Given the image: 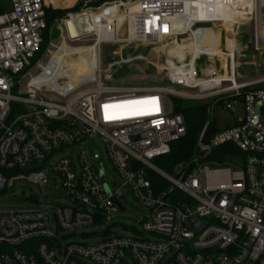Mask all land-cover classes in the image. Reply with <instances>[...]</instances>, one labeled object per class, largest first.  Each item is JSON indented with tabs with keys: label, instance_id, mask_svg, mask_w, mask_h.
Returning <instances> with one entry per match:
<instances>
[{
	"label": "built area",
	"instance_id": "obj_1",
	"mask_svg": "<svg viewBox=\"0 0 264 264\" xmlns=\"http://www.w3.org/2000/svg\"><path fill=\"white\" fill-rule=\"evenodd\" d=\"M93 1L81 0L79 12L55 22L68 31L70 21L89 17L94 27L89 36L98 57L94 78L60 92L33 83L48 72L54 58L44 54L37 59L47 30L46 0H9V9L0 14V195L18 181L41 189L51 186L44 172L46 162L66 148L88 149L78 155L79 175L69 158L54 168L68 205H50L49 194L43 192L35 210L0 212V264H129L127 258L133 264H264V81L237 80L236 52L227 56L225 71L213 62L219 56L200 52L192 64L190 55L181 62L162 52L169 86L157 88L109 86L102 68L105 45L150 48L199 43L202 26L228 23L226 10L201 21L195 0H114L92 8ZM250 1L259 22L255 50L264 53V0ZM207 6L213 9L215 0ZM90 12L101 17L93 19ZM180 16L188 23L179 22ZM239 26L233 27L234 41ZM43 58H48L45 68L26 82L34 67H42ZM202 58L211 63L198 67ZM83 87L87 89L81 91ZM44 93L56 97L47 99ZM170 98L205 103L212 117L217 107L231 113L240 104L244 109L243 119L219 130L208 144L203 140L211 125H206L200 153L179 171V179L152 164L170 155L171 145L187 135L186 121L175 114ZM97 142L120 180L114 189L106 183ZM225 146L238 153L223 165L211 164L217 162L208 158ZM40 163L43 168L26 171ZM150 173H158L168 188L157 193ZM124 189L148 210L142 232L131 238L107 236L93 247L67 237L124 212L119 203ZM23 193L21 203L23 199L26 203Z\"/></svg>",
	"mask_w": 264,
	"mask_h": 264
},
{
	"label": "rangeland",
	"instance_id": "obj_2",
	"mask_svg": "<svg viewBox=\"0 0 264 264\" xmlns=\"http://www.w3.org/2000/svg\"><path fill=\"white\" fill-rule=\"evenodd\" d=\"M64 8H56L52 3L48 4L47 9L66 11L71 10L77 6L81 0H64ZM96 1V0H94ZM128 1V0H123ZM139 1V0H131ZM214 2V0H210ZM200 2V7L202 10V15L209 11L207 3L209 0H195V4ZM216 7H219L221 0H217ZM230 12L228 17V24L226 25L231 42L232 52H236L235 65H236V76L237 80L240 82H262L264 81V53H259L255 50V41L257 37V15L256 10L254 11L253 4L245 2H235L234 0L229 1ZM9 0H0V12L3 9H9ZM228 7V8H229ZM199 13V14H200ZM231 19V20H230ZM60 20V19H57ZM242 21V22H241ZM56 22V21H55ZM239 23V24H237ZM239 26V35L237 41H234L233 37V27L235 25ZM263 33H264V21L262 22ZM210 29V28H208ZM212 29L217 33H223L218 27H212ZM49 45L45 51L48 58L55 57L58 49L66 42L71 48H84L86 52H92V61L90 63L98 65L97 54L95 48H90L94 45L93 37H85L80 40H74L68 34L65 27L58 28L55 24L50 30ZM189 41V40H188ZM223 43V38L220 36L218 47ZM55 46L56 48L52 47ZM161 45L155 47L145 48L143 46H131L122 47L105 45L102 47V68L106 70L104 74V80L109 86L125 87V88H157L162 86H169L165 80V56L160 54L157 49ZM237 46V47H236ZM182 49V48H180ZM195 46L191 47V50L186 53H192L193 58H195ZM172 51V50H171ZM181 51V50H180ZM170 53V52H169ZM178 50L172 51V55H177ZM76 57V56H75ZM138 57H142L144 60L136 61L128 64H121L119 66L112 67L115 63H121L123 61L132 60ZM48 58L42 59V67H34L27 75L26 82L32 78L38 76L43 68H45ZM181 54V59H182ZM220 61V62H219ZM217 66L225 65V59H214ZM211 63L207 58H202L197 64L198 67H206L207 64ZM89 63H85L83 69L87 70V74H91L92 71L88 69ZM228 61L226 62L227 67ZM82 66V65H81ZM112 67V68H111ZM227 70V69H226ZM224 71V69H223ZM51 73V72H47ZM37 83L38 79H36ZM45 84H49L50 81L46 80ZM62 84H66V80L61 81ZM70 85H73L69 82ZM264 85V84H262ZM87 87V86H86ZM83 87L80 90H85ZM48 88V87H47ZM89 88V87H87ZM86 88V89H87ZM45 92V91H44ZM47 99L55 98L53 94L44 93ZM173 107L179 106L181 110H187L190 108L197 107L200 105L196 101L178 100L175 98H170ZM202 105H206L202 103ZM16 117H19L17 114ZM244 109L243 105L240 104L236 107L235 113L227 112L222 107H217L215 113L209 116L208 123L217 130H225L228 127L235 125L236 121L243 119ZM97 149L100 150L102 156V165L106 172V183L114 189V185L120 183L117 174L105 152L104 147L100 143H95ZM201 145H199L200 148ZM88 149L84 147H74L66 148L58 151L54 154L47 162L44 168V172L50 182L49 187H44L41 189L38 185L30 184L26 181H18L15 187L8 189L3 194L0 195V212H5L9 210H35L38 204L43 201V192L49 194V204L57 207L66 206L68 202L64 199L67 193L62 188V180L60 176L54 172V168L59 164L62 159H71L73 164L77 168V174L79 175L80 169L78 166V155L80 152H84ZM153 166L158 170L156 166V160L153 161ZM161 171V170H160ZM162 172V171H161ZM157 178L163 180L158 173H154ZM174 179H179L176 174L170 175ZM26 193V203H21L22 193ZM124 196L123 199L119 200V203L125 208L124 212L112 215L108 220L104 222L97 223L94 226L79 229L75 232L69 233L67 237L73 236L70 240L74 242H79L86 244L87 246L93 247L102 242V240L107 236H119L123 238H131L137 235L138 232L143 231V220L146 218L148 210L144 205L135 198L129 189H124L122 191ZM151 235H148L150 237ZM152 240H158L157 238H151ZM129 264H133L130 258H127Z\"/></svg>",
	"mask_w": 264,
	"mask_h": 264
},
{
	"label": "trees",
	"instance_id": "obj_3",
	"mask_svg": "<svg viewBox=\"0 0 264 264\" xmlns=\"http://www.w3.org/2000/svg\"><path fill=\"white\" fill-rule=\"evenodd\" d=\"M76 0H73V2ZM114 0H96L93 1L90 4V7L92 8H98L101 5L113 2ZM217 0H215L216 2ZM64 0H48V3H52L56 8H64ZM218 4V2L216 3ZM82 2L75 6L71 10L66 11H59V10H52V9H46V22H47V30L44 34L43 44L41 47V50L37 56V59H39L41 56L45 54V51L49 45V39H50V30L55 24V21L57 19L65 18L70 13H76L79 12L82 9ZM8 8L1 10L0 14L6 12ZM70 34V33H69ZM229 38H232L229 36ZM86 48H71L68 46V44L65 42L60 49H58L59 53L57 57L61 59H65L69 57L72 59L73 63L71 65L75 69L72 76L77 75V79L81 81L82 79L86 78V74H79L78 67H75L77 61H85L86 56H88ZM57 51V52H58ZM76 56V57H75ZM36 59V60H37ZM68 59H66L67 61ZM96 75V73H94ZM53 75V74H52ZM53 79V76H51ZM77 80V81H78ZM71 81L68 79V82ZM208 106L207 105H198L197 107L190 108L187 110H181L179 106L175 107V114H181L187 125V135L184 139L173 143L171 145V153L170 155L166 157H162L156 160V166L161 170L162 172L172 175L176 174L179 175V171L182 170V168H185L192 159H194L197 155L200 153L199 148V141L200 137L208 124ZM219 130L216 128H213L212 126H209L208 130L205 133L204 136V144H208L211 140V138L218 133ZM235 153H238L235 148L231 146H225L222 147L215 152L212 153V155L208 158V161L210 162H217V163H211V164H217V165H223L226 161H228L229 157L231 155H234ZM149 180L154 186V190L158 193L163 190H166L168 188V184L164 182L163 180H160L157 178V176L154 173L149 174Z\"/></svg>",
	"mask_w": 264,
	"mask_h": 264
},
{
	"label": "bare ground",
	"instance_id": "obj_4",
	"mask_svg": "<svg viewBox=\"0 0 264 264\" xmlns=\"http://www.w3.org/2000/svg\"><path fill=\"white\" fill-rule=\"evenodd\" d=\"M46 1H48V0H46ZM229 1L230 0H228V1L227 0H221V4H220L219 7H216V8H213V9H209V11H207L205 13V15L199 14V17L198 18H200L201 21H205V20L210 21V20H213L214 19V17H212V15H214V13L217 14V15H219L221 13V11L223 12V10H224V12L226 10L225 15L227 17H229V13L228 12H230V7L227 8V6L225 4V3H228L229 4ZM234 1L235 2H239V3L245 2V3H249L250 5H252V3H251L250 0H234ZM227 9H228V12H227ZM112 10L114 11V9H112ZM90 14H91V16H92L93 19H96V18L101 17V15L98 14V13L90 12ZM178 21L179 22L183 21L186 24L188 23V20H186L185 17H183V16L178 17ZM237 24H239V23H237ZM69 25H68L67 28H68V31H69L70 35L72 36V39H74V40H80V39H82V38H79L78 37V35L74 31V29L72 28V26H71L70 23H69ZM226 25L225 26H222V25H219V24H213V25L212 24H209V25L202 26L201 27L202 29H199V31H198V34H201V36H203V38H201V41L199 43L192 42V43H190V44H188L186 46H181V45L176 46L174 44H173L174 46L163 45V46H161L162 47V50L159 53L161 54L162 52H164L170 58H175L176 57L179 61L183 62L185 60V58L184 59H181V54H180L181 51H180V48H185V51L189 52L191 50V47L192 46L200 47L203 50L197 51L196 52V55L194 56L195 58H193L192 53H189L188 54V55L191 56L192 64L194 63V60L197 58L198 54L200 52H204L206 54H209L211 57L219 56L217 59H225V65L224 64L222 65V69H224V71H225L227 69V67H226L227 56L234 57V54H235V53L232 52V49H231V46H230L231 45V42L229 40V32H228V29H227ZM212 27H218L219 29L222 30V32L225 29V32H223V33H221V32L220 33H217V32H215L212 29ZM223 27H224V29H223ZM208 28H210V29H208ZM91 29L94 30V27L91 26ZM220 36L223 38V43H222V45L220 47H218V42H219ZM263 36H264V33H263ZM85 48H88V47H85ZM90 48H95V47L92 46ZM171 50L172 51L178 50V54L177 55H174V56L173 55L171 56L169 54V52ZM188 55H186V56H188ZM52 61H53V63H51V67H50V69L48 71L51 72V73L52 72L54 73L53 74V79H52V82L53 83H52L51 86H48V87H52V89L51 90H48V91L60 92V91L69 90V89L70 90H74L76 87H71V86H69V83H68L69 76L72 75L73 73L70 72V70L67 68V63L64 61V59L57 60V59H54L53 58ZM170 62H172V61H170ZM97 66L89 65L88 66V69H90V71H92V73L90 75H88L84 79L94 78L95 77V74L94 73H96ZM62 80H66L67 81V84H64V87L63 88H59L57 86V84L58 83L61 84V81ZM33 83L34 84H39V83H37L36 80Z\"/></svg>",
	"mask_w": 264,
	"mask_h": 264
},
{
	"label": "crops",
	"instance_id": "obj_5",
	"mask_svg": "<svg viewBox=\"0 0 264 264\" xmlns=\"http://www.w3.org/2000/svg\"><path fill=\"white\" fill-rule=\"evenodd\" d=\"M46 3H47V5L49 4L48 3V1H46ZM195 7L197 8V10H196V13L197 14H199L200 12L202 13V10H201V7H200V2H197V4H195ZM187 11H190V12H193V9L192 8H187ZM200 13V14H201ZM204 15V14H203ZM231 20V19H230ZM164 48V47H163ZM196 48V50H195V53L197 52V51H200V50H203V49H201L200 47H195ZM162 50V47H160L159 49H157V51L158 52H160ZM181 50V52H180V54H182V59H184L185 58V56H186V53H187V51H185V48H182V49H180ZM58 53H59V51L55 54V57H54V59H57V60H60L58 57H57V55H58ZM233 53H235V52H233ZM171 56H172V51H170V53H169ZM92 55H94L92 52H89L88 53V56H86V60L85 61H77V63H76V65H74L75 67H78V72H79V74H83V73H85L86 74V76L85 77H87L89 74H87L88 72H87V70L86 69H83V66H84V64H85V62H86V64L87 63H89L88 65H92V63H90V61H92L93 59H92ZM196 55V54H195ZM66 59H68L67 61H66ZM97 60H98V58H97ZM64 61L67 63V68L70 70V72H74L75 71V69L73 68V66L71 65V63H73V61H72V59H70L69 57H67V58H65L64 59ZM82 65V66H81ZM94 66H95V64H93ZM49 72V71H48ZM52 74H54L53 72L52 73H46V74H44L42 77H39L38 78V81H40V84L42 83V84H45L44 82L46 81V80H49L50 81V83L49 84H45L47 87L48 86H51L52 85V77L51 76H53ZM73 75V74H72ZM72 75H70L69 76V79L71 80V81H69L71 84H73V85H70L69 84V86H71V87H78V83L80 82L76 77H77V75H75V76H72ZM78 80V81H77ZM68 82V83H69ZM39 83V82H38ZM57 86L59 87V88H63L64 87V84H57ZM52 89V87H48V90H51Z\"/></svg>",
	"mask_w": 264,
	"mask_h": 264
},
{
	"label": "water",
	"instance_id": "obj_6",
	"mask_svg": "<svg viewBox=\"0 0 264 264\" xmlns=\"http://www.w3.org/2000/svg\"><path fill=\"white\" fill-rule=\"evenodd\" d=\"M69 23L71 24L72 28L74 29V31L76 32V34L78 35L79 38L87 37V36L90 35V33H92L89 17H81L79 19H75L73 21H70ZM69 23H68V25H69ZM260 107H261V105H259L257 107V115H256V118H255V122H257L258 119H259ZM95 155H96V159L99 160L100 157H99V154H98L97 151H95ZM43 164L44 163H40L38 165L28 166L26 168V171L39 170V169L43 168ZM101 180H102V182L105 181L104 173H101ZM105 187H106L107 192L109 193V188L107 187V185ZM24 194L25 193H23V195ZM22 203H24V199L22 200ZM121 209L123 210V208H121Z\"/></svg>",
	"mask_w": 264,
	"mask_h": 264
}]
</instances>
